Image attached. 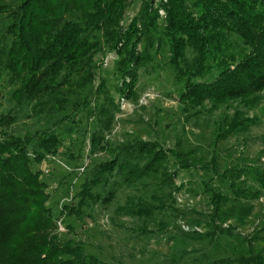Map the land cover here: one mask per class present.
I'll return each mask as SVG.
<instances>
[{"label":"trees","instance_id":"16d2710c","mask_svg":"<svg viewBox=\"0 0 264 264\" xmlns=\"http://www.w3.org/2000/svg\"><path fill=\"white\" fill-rule=\"evenodd\" d=\"M130 5L0 0V264H108L83 243L61 239L40 169L48 157L61 156L65 134L81 115L96 120L90 154L109 159L85 167L77 206L64 207L68 218L110 205L123 189L153 186L151 195L129 196L116 210L151 220L171 209L167 200L182 190L175 186L181 172L200 170L209 175L202 188L211 210L204 216L208 230L191 236L211 249L198 264H264V224L251 237L239 232L251 223L252 202L264 194L263 167L223 168L218 153L199 158L182 140L167 149L134 135L112 147L105 137L121 101L137 98L139 70L161 55L186 115L233 109L215 123V150L258 125L241 108L264 103V0H144L126 22ZM113 54L118 101L99 73ZM29 123L37 130L19 132Z\"/></svg>","mask_w":264,"mask_h":264},{"label":"rangeland","instance_id":"374dc122","mask_svg":"<svg viewBox=\"0 0 264 264\" xmlns=\"http://www.w3.org/2000/svg\"><path fill=\"white\" fill-rule=\"evenodd\" d=\"M143 1L131 0L126 22L139 12ZM115 60L114 54L109 55L99 73L108 81L118 101ZM98 86L99 80L94 88ZM178 89L165 55L156 58L146 68H141L137 98L121 101L113 128L105 134L106 142L116 147L135 135L145 141H158L167 149H174L177 142L182 140L185 147L198 152L199 158L211 160L218 153L223 168L236 165L264 168V103L250 111L241 108L247 116L257 118L258 125L246 134L226 140L215 150V123L225 114L233 115V109L224 107L216 112L186 115L178 98ZM77 120L80 121L78 125L67 130L69 135L65 134L66 148L61 156L48 157L40 166L42 179L49 185L51 199L48 206L53 209L61 239L83 243L87 253L97 255L108 264H165L171 261L198 264L197 259L202 253L211 249L191 236L195 231L204 233L208 230L204 216L210 212L211 206L209 196L202 188V182L209 176L206 172L182 171L175 185L182 186V190L173 192V199L167 198L171 209L157 213L151 220L118 216L116 210L126 203L129 196L151 195L155 190L153 186L148 189H123L113 203L98 204L82 219L68 218L63 213L66 205L77 206L79 186L90 167L109 159L105 153L90 154V133L96 127L95 118L81 115ZM18 130L24 134L26 130L34 132L37 129L36 124L29 123L19 125ZM83 166H88L87 171L79 175V169ZM169 168L175 169L173 161ZM250 184L254 185L252 181ZM252 204L255 209L251 223L239 230L249 237L264 224V194ZM195 220L202 222V225L198 226Z\"/></svg>","mask_w":264,"mask_h":264},{"label":"built area","instance_id":"2783aa9c","mask_svg":"<svg viewBox=\"0 0 264 264\" xmlns=\"http://www.w3.org/2000/svg\"><path fill=\"white\" fill-rule=\"evenodd\" d=\"M85 167H86V166H84V167H82L81 169H79V172L83 173V172L85 171Z\"/></svg>","mask_w":264,"mask_h":264}]
</instances>
